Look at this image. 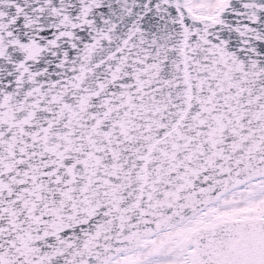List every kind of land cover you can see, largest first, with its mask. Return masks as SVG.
<instances>
[{
    "label": "snow or ice",
    "instance_id": "snow-or-ice-1",
    "mask_svg": "<svg viewBox=\"0 0 264 264\" xmlns=\"http://www.w3.org/2000/svg\"><path fill=\"white\" fill-rule=\"evenodd\" d=\"M0 264H264V0H0Z\"/></svg>",
    "mask_w": 264,
    "mask_h": 264
}]
</instances>
